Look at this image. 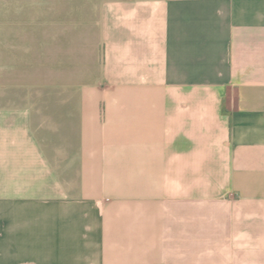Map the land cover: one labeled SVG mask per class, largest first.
<instances>
[{"label":"crops","instance_id":"1","mask_svg":"<svg viewBox=\"0 0 264 264\" xmlns=\"http://www.w3.org/2000/svg\"><path fill=\"white\" fill-rule=\"evenodd\" d=\"M0 264H264V0H0Z\"/></svg>","mask_w":264,"mask_h":264}]
</instances>
